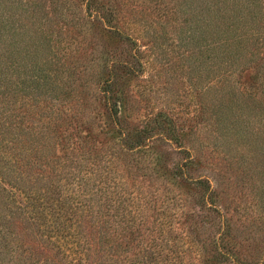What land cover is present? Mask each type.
I'll return each instance as SVG.
<instances>
[{"label": "rangeland", "instance_id": "1", "mask_svg": "<svg viewBox=\"0 0 264 264\" xmlns=\"http://www.w3.org/2000/svg\"><path fill=\"white\" fill-rule=\"evenodd\" d=\"M181 1H6L0 264H235L211 257L224 218L238 256L264 248V86L214 56L207 6ZM116 58L129 73L117 64L108 83ZM119 126L142 144L124 149ZM189 156L219 211L171 176Z\"/></svg>", "mask_w": 264, "mask_h": 264}, {"label": "trees", "instance_id": "2", "mask_svg": "<svg viewBox=\"0 0 264 264\" xmlns=\"http://www.w3.org/2000/svg\"><path fill=\"white\" fill-rule=\"evenodd\" d=\"M7 0H0V40L5 35V31L9 32L8 26L4 22H8L9 17L4 15L9 12L8 6H6ZM185 0L181 1L182 3ZM196 12L202 13V3L204 4L207 13V27L209 29L210 39L212 40L214 56L222 54L227 66L235 62L239 65L238 72H246L247 79L244 83L254 87V89H263L264 86V65H258L254 62V46L264 47V0H192ZM187 4V2L185 3ZM10 13V12H9ZM198 14V15H199ZM96 18L100 19L101 14L96 12ZM9 24L12 21L8 22ZM7 27V30H6ZM118 33V31H115ZM13 33V32H10ZM264 52V50H262ZM264 55V54H263ZM112 61L108 66V70L105 73L107 75L106 82L111 79V72H113L115 66L118 64L122 73L128 72V62L126 59L110 60ZM230 66V65H229ZM104 75V74H103ZM105 77V75H104ZM261 88H260V87ZM104 92L105 106L107 107L108 116H111L113 120L120 122L121 117L119 111L121 106L119 104V97L116 96L114 88L108 87L101 89ZM111 94L106 95V93ZM254 96L256 91L251 92ZM107 96V98H106ZM2 130L0 129V133ZM117 135L121 138L122 146L124 149H133L136 146L142 144L143 133H132L126 126H119L116 130ZM7 151L3 150L2 157H5L3 153ZM0 153V154H1ZM6 163H0V179L3 180V172L8 170L5 166ZM190 167L198 166L199 161L195 157L189 156L186 163H174V166L170 172L171 176L179 178V180L186 182L191 181L198 189V197L201 199L202 204L209 207L211 210L219 211V207H223L218 200V191H216L212 182L208 177L203 175L192 176L190 172L185 171L183 166ZM186 167V168H187ZM182 182V183H183ZM83 189H88L87 186H83ZM209 205V206H208ZM218 230L216 234L211 238V247L213 248L211 257L216 260L230 259L235 264H264V248L254 251H246L243 255H238L233 250L232 245L229 244L230 238L228 237L230 224L224 218L223 221L217 223ZM102 227V226H100ZM208 260V259H207ZM163 264V263H160Z\"/></svg>", "mask_w": 264, "mask_h": 264}]
</instances>
